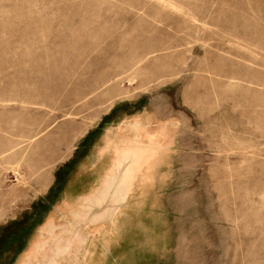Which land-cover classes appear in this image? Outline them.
I'll use <instances>...</instances> for the list:
<instances>
[{"label":"rangeland","instance_id":"374dc122","mask_svg":"<svg viewBox=\"0 0 264 264\" xmlns=\"http://www.w3.org/2000/svg\"><path fill=\"white\" fill-rule=\"evenodd\" d=\"M115 107L162 133L146 196L15 264H264V0H0V221Z\"/></svg>","mask_w":264,"mask_h":264},{"label":"crops","instance_id":"0c3cea01","mask_svg":"<svg viewBox=\"0 0 264 264\" xmlns=\"http://www.w3.org/2000/svg\"><path fill=\"white\" fill-rule=\"evenodd\" d=\"M122 111L115 107L106 113L76 148L72 161L58 169L53 182L18 214L0 221V264H15L26 251L32 255L46 245L49 219L96 221L91 225L99 228V221L115 219L134 195L146 196L141 191L145 181L141 185L139 176L152 165V158L163 155L154 149L148 153L146 147L148 142L156 144L162 133L153 113Z\"/></svg>","mask_w":264,"mask_h":264}]
</instances>
